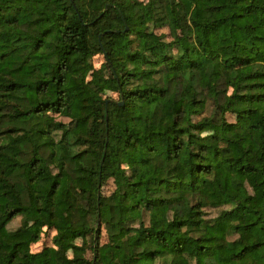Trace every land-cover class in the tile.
Instances as JSON below:
<instances>
[{
  "label": "trees",
  "instance_id": "16d2710c",
  "mask_svg": "<svg viewBox=\"0 0 264 264\" xmlns=\"http://www.w3.org/2000/svg\"><path fill=\"white\" fill-rule=\"evenodd\" d=\"M0 264H264V0H0Z\"/></svg>",
  "mask_w": 264,
  "mask_h": 264
},
{
  "label": "rangeland",
  "instance_id": "374dc122",
  "mask_svg": "<svg viewBox=\"0 0 264 264\" xmlns=\"http://www.w3.org/2000/svg\"><path fill=\"white\" fill-rule=\"evenodd\" d=\"M156 31L158 33H163L164 35L167 36L168 39H173L175 36L174 31H172L168 27L158 28V29H156ZM177 34H179V32H176V35ZM93 60H94L95 66L97 68H100V67L104 68L105 67V63H104L102 56H100V55L95 56ZM108 95L116 96L113 93H108ZM59 119L63 120V121H68V119L65 117H59ZM229 119L233 120L234 118L232 116H229ZM114 188H115L114 181H113V179H110L109 182L104 186L103 190H104V193L110 194L114 190ZM23 223H24V221H23L22 216H18L8 224V228L13 230V229H16L17 227H19L20 225H22ZM53 234H54L53 231L44 232L41 240L32 246V250L38 251V250L42 249L45 245H51ZM106 240H107L106 234H105V232H103L101 241L104 242Z\"/></svg>",
  "mask_w": 264,
  "mask_h": 264
}]
</instances>
